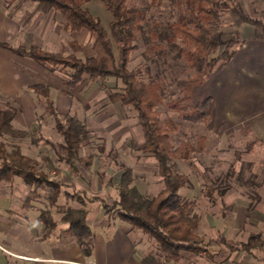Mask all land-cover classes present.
Returning a JSON list of instances; mask_svg holds the SVG:
<instances>
[{
    "label": "trees",
    "instance_id": "16d2710c",
    "mask_svg": "<svg viewBox=\"0 0 264 264\" xmlns=\"http://www.w3.org/2000/svg\"><path fill=\"white\" fill-rule=\"evenodd\" d=\"M28 1L37 5L35 22L44 14L55 11L61 16L65 30L79 33L88 29L94 35L93 54L83 58L77 56L81 47L75 41L69 43L72 53L68 55L44 51L38 46L25 48L22 45L13 47L0 43V47L39 64L49 72L61 68L65 78L63 85L69 92L79 93L93 84L105 90V84L113 83L114 88L107 96L108 102L131 107L142 131L143 141L140 144L129 142L128 147L135 152L151 154L157 173L163 180V189L155 196H147L138 191L132 170L126 168L116 185L117 199L110 206L104 204V210L155 241L165 262L177 264L191 254L205 255L209 261L220 264L226 262L228 256L222 257L219 262L215 258L226 250L230 254L242 253L254 258L257 257L255 252L264 256V238L258 234L250 235L238 245L227 243L223 235L216 240H205L198 234L200 218L193 204L181 196V190L189 187L190 183L175 164L178 161L186 163L193 154L201 153L203 138H198L196 148L189 142L174 146L170 141L174 127L171 123L164 127L157 112L163 103L162 87L158 83L142 80L139 68H130L138 42L142 44V56L146 59L165 62L170 57L173 61H181L193 75L176 82L182 96L170 103L169 107L188 122L207 123L212 114V101L205 98L194 104L192 92L194 88L202 86L217 69L225 67L235 54V49L230 50L234 42L215 41L212 38L213 30L220 25L225 4L219 0H150L151 6L166 4L178 12L175 22L162 24L148 21V6H129L128 0H100L111 16L107 31L101 20L86 8L91 0ZM241 20L260 29L264 41V22L243 15ZM241 43L239 41L238 45ZM221 47L224 48L220 54L210 57L213 49ZM26 89L32 91L38 101L45 105L56 133L63 138V144L58 147L65 156L61 158L59 155V159L73 170L76 169V163L89 166L92 156H79L81 145L89 142L90 135L85 125L75 117L57 110L48 85L39 83ZM16 115L17 109L0 99V138L28 137L31 144L39 145L43 140L39 122L34 120L27 130H18L13 125ZM47 171L57 176L60 174L51 160L48 161L47 169L43 170L19 146L9 147L0 139V183L11 184L19 179L29 189L23 204L25 209H30L31 201L39 198L41 190L47 191V199L52 206H55L61 194L69 197L67 193L61 192L65 183ZM81 193L85 198L77 197L79 208L62 210L56 205V211L61 214V223L67 226L64 233L75 238L87 253L90 230L86 223V204L96 199H88L85 191ZM38 219L46 234L55 229L56 223L48 210L40 211ZM214 246L218 248L216 252H212ZM257 260L260 261V258ZM261 261L264 262V259ZM145 264L161 263L156 256L149 255Z\"/></svg>",
    "mask_w": 264,
    "mask_h": 264
},
{
    "label": "rangeland",
    "instance_id": "374dc122",
    "mask_svg": "<svg viewBox=\"0 0 264 264\" xmlns=\"http://www.w3.org/2000/svg\"><path fill=\"white\" fill-rule=\"evenodd\" d=\"M225 4L222 11L220 25L213 30L212 38L215 41L234 42L230 50L236 49L243 36L250 35L254 28L261 36V30L242 22L241 16L259 19L264 22V0H219ZM129 6H148L150 11L147 19L149 22L171 23L175 22L178 12L171 10L166 4L151 6L150 0H128ZM36 3L28 0H0V8L4 9L8 17L18 16L21 30L33 32L31 44L46 51L52 49L54 53L68 55L72 53L70 42L84 47L77 56L83 58L92 55L94 35L88 29L79 33L63 29L61 19V45L53 37H40L44 28V14L35 22ZM86 8L98 17L104 28L109 31L111 21L110 14L104 9L100 0H91ZM16 15V16H15ZM21 18V19H20ZM89 33V35H88ZM10 46H15L9 43ZM224 47L213 49L210 57L221 53ZM144 49L140 42L131 57L130 68H139L141 78L145 82L158 83L163 89V103L157 109L159 120L164 127L171 123L173 129L170 133V141L174 146L183 142H189L197 147L198 138L202 137L201 153H195L191 159L184 163L176 162V168L188 177L190 186L181 190V196L194 206V211L200 218L198 234L205 240H216L223 235L227 243L238 245L245 242L252 234H258L264 238V161L263 156L245 154V150L239 147L242 141L237 140L235 134H223L222 138L209 129L207 123H191L180 118L170 103L179 99L182 95L176 86L180 79L192 76L193 72L184 68L181 61H173L170 57L165 62L142 56ZM6 62V60H3ZM18 76L26 83H41L47 80L49 72L44 67L36 64L24 63L22 60L13 62ZM14 68V69H15ZM54 74L63 80L64 74L61 68ZM57 82V79H55ZM55 82V83H56ZM105 90H100L97 85H89L79 93L69 92L64 86V99L58 100V107L67 111L70 116L81 121L89 132V142L82 144L79 152L81 158L92 156L91 164H75L76 169L69 168L65 162L59 159L65 156L59 149L63 144V138L54 129L52 118L45 111V105L39 102L32 91L21 88L17 94H0V99L7 101L17 109V115L13 123L18 130H27L36 120L41 125L42 141L39 145L31 144L30 139L1 137L9 147L19 146L23 153L34 159L43 170L47 169L48 161L60 173L58 176L47 171L56 179L65 183L61 192L67 193L59 197L55 206L47 199L45 190L39 192L40 196L30 203V209L23 207L28 196L29 189L19 179L13 183H0V229L5 235H9V225L27 219L29 211L37 215L42 210H48L55 220L61 217L56 211V205L63 210L79 208L77 197L85 198L82 188L90 192L88 199L100 200L102 204L112 205L117 199L116 182L126 168H130L135 176V185L147 196H155L163 189V180L157 173L156 163L151 154L135 152L128 147L129 142L140 144L143 141L142 131L136 121V113L129 106L110 104L107 96L114 88L113 83L105 84ZM200 88V87H199ZM197 89L194 88V90ZM52 95L56 97L57 89L52 88ZM201 93V90H200ZM197 96L192 98L193 103ZM218 101V92L215 103ZM56 102V101H55ZM69 102V103H68ZM66 110V105H68ZM218 105V103H217ZM217 105L216 115L219 114ZM185 106V105H184ZM235 117H229V122ZM252 154V153H250ZM111 172L108 178L106 172ZM62 172L69 174L63 175ZM103 187V190L94 192V189ZM82 187V188H81ZM210 192V193H209ZM209 195V196H208ZM91 203V202H90ZM89 203L86 204V207ZM117 217V216H116ZM135 230H138L136 227ZM147 236V235H146ZM148 237V236H147ZM149 238V237H148ZM156 246L155 241L150 239ZM158 247V246H157ZM216 252L217 247H212ZM256 258L238 253L230 254L227 250L216 257V262L228 256V260L220 264H264L261 259L264 256L255 252ZM187 261L181 264H217L207 259L205 255L196 256L188 254ZM263 257V258H262Z\"/></svg>",
    "mask_w": 264,
    "mask_h": 264
},
{
    "label": "crops",
    "instance_id": "0c3cea01",
    "mask_svg": "<svg viewBox=\"0 0 264 264\" xmlns=\"http://www.w3.org/2000/svg\"><path fill=\"white\" fill-rule=\"evenodd\" d=\"M17 17H8L6 11L0 8V43L30 48L33 46L30 41L33 32L21 30ZM42 21L44 28L40 37L45 39L50 35L53 40L60 41L61 16L50 11ZM59 44L61 45V41ZM80 47L82 52L84 47ZM235 50L233 58L225 67L217 69L200 88L193 90L192 98L200 96L201 99H196V102L211 99L212 114L207 125L219 138L223 134H235L237 140L242 141L239 147L245 150V154L264 156V41L259 32L252 28L250 35L243 36L241 45ZM46 51L54 52L52 49ZM16 60L42 67L0 47V94L11 96L21 88L29 92L26 88L35 84L26 83L19 78L17 67L13 64ZM55 72H49L47 80L40 84L50 87L51 99L57 110L61 114H68L58 107L57 101L62 102L66 95L61 93L64 85ZM52 88L57 89L56 97L52 95ZM217 92L218 101L215 103ZM216 105L218 115L215 113ZM68 106L69 104L65 106L66 110ZM229 117H235L234 121L229 122ZM62 174L69 175L65 172ZM106 175L111 177V172L107 171ZM119 181L113 180L116 185ZM137 189L144 194L139 187ZM81 190L86 194L90 193L86 188ZM101 190L103 187L100 186L94 192ZM86 210V223L90 230L87 253L75 238L64 233L67 226L61 223L60 218H53L56 227L46 234L38 219L39 214L29 211L27 219L9 225L8 236L0 229V264H145L149 255L156 256L161 264H175L165 262L158 247L140 230H135L114 214L107 213L100 200L89 203ZM189 257L186 255L181 261H187ZM181 261L177 264H181Z\"/></svg>",
    "mask_w": 264,
    "mask_h": 264
}]
</instances>
